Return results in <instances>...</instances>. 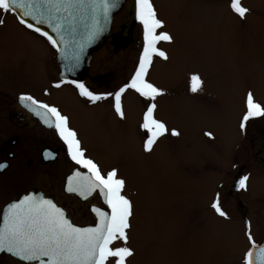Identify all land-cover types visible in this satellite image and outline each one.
<instances>
[{
    "label": "rangeland",
    "instance_id": "obj_1",
    "mask_svg": "<svg viewBox=\"0 0 264 264\" xmlns=\"http://www.w3.org/2000/svg\"><path fill=\"white\" fill-rule=\"evenodd\" d=\"M231 2L152 0L173 41L158 44L169 59L156 57L148 75L165 92L157 97L156 116L169 129L151 153L143 150L146 137L139 127L143 98L126 92V119L120 120L111 97L87 107L69 97L67 89H53L47 78L57 75V64L51 62L56 50L26 31L15 16L6 17L0 70L9 66L14 72L26 61L27 70L16 72L23 79L21 91L33 88L57 105L70 117L87 154L105 171L118 168L126 179V193L134 204L128 235L135 254L129 264H243L250 247L244 235L246 211L255 241L264 243V140L253 144L248 124L243 131L239 126L249 90L264 103V0H242L240 5L248 9L243 19ZM128 8L115 18L113 28L130 20ZM138 43L117 59L110 48L100 50L92 74L112 71L111 88L125 83L143 50V41ZM193 73L203 81L195 93L190 91ZM45 89L51 94L44 95ZM261 121L264 133V117ZM172 129L179 136H172ZM238 169L251 175L244 192L246 207L221 190ZM63 175L52 180L45 175L46 188L58 194ZM219 189L227 220L211 208ZM69 202L76 219L84 220L82 206Z\"/></svg>",
    "mask_w": 264,
    "mask_h": 264
},
{
    "label": "snow or ice",
    "instance_id": "obj_2",
    "mask_svg": "<svg viewBox=\"0 0 264 264\" xmlns=\"http://www.w3.org/2000/svg\"><path fill=\"white\" fill-rule=\"evenodd\" d=\"M134 3L136 19L143 25V50L130 79L115 91L96 93L82 82L66 80L62 73L52 87L60 89L64 84L73 85L79 96L92 104L111 97L120 120L126 119L122 96L129 90L138 94L146 102L139 125L146 137L143 150L151 153L157 141L169 133V129L156 116L157 97L165 92L149 80V68L153 64V57L165 61L169 59L167 52L158 44L161 41L171 43L173 37L164 30L165 22L158 18L152 0H134ZM119 6L120 0H0V26L4 25L8 15L15 16L18 24L43 37L63 59L69 43L66 33L75 29L77 21H88L84 25L86 40L78 45L82 52L87 43L94 41L105 30L112 11ZM231 8L242 19L248 12L240 5V0H232ZM79 60V54L74 55V62L65 64L64 72H72ZM189 79L191 92L201 90L203 81L199 74L193 73ZM50 94L48 89L44 90V95ZM18 99L44 126L55 131L66 149V155L77 166L68 177L65 190L84 199L97 193L107 210L91 206L96 223L81 227L71 221L65 209L58 206L54 199L26 190L0 209L3 213L0 218V253L10 254L17 264H129L135 254L129 246L128 235L132 227L134 204L126 193V179L120 175L118 168L105 171L94 158L86 155L70 117L57 105L31 94H20ZM258 117H264V103L258 102L249 90L244 97V111L239 125L241 131L250 120ZM170 134L179 136L180 133L172 129ZM205 135L213 138L210 132ZM42 156L45 160H54L56 153L45 149ZM7 167V163H0V171ZM247 181V175L238 178V189H246ZM211 208L218 216L229 219L219 193L213 199ZM244 235L250 247L244 253L243 264H264V245H258L255 241L249 221L245 222Z\"/></svg>",
    "mask_w": 264,
    "mask_h": 264
},
{
    "label": "flooded vegetation",
    "instance_id": "obj_3",
    "mask_svg": "<svg viewBox=\"0 0 264 264\" xmlns=\"http://www.w3.org/2000/svg\"><path fill=\"white\" fill-rule=\"evenodd\" d=\"M127 4L128 6L126 5V7H129L127 13L131 21L127 20L126 22L121 23L118 27L113 28L112 35H119V33H121L118 38L122 42L130 41L129 44L116 51L114 45L112 44L113 38H111L101 49L103 50L110 48L116 59L120 58L123 53L130 51V49L133 48L138 42L143 41V38H138L139 35L143 37V35H141V31L143 30H141L142 24L136 19L134 0H128ZM134 21L135 23L133 25ZM5 23H9L6 18ZM132 25L133 28H131ZM3 29L4 25L0 26V44L4 40V37H1V33L4 32ZM26 31L34 34L39 39H43L44 42L51 48V50H55L44 38L38 34L28 29H26ZM94 57L91 61L89 73L79 82L84 83L86 87L96 93L115 91L119 86L124 84L122 81L115 88H111L109 86V84L113 81L112 71L106 75L92 74L94 70ZM25 62H23L24 65L20 66L19 68H14V72L11 71V67L9 66L0 70V163H7L9 165V167L0 171V209H3L9 201L19 198L26 190H29L42 193L46 197L54 199L58 206L65 209L66 214L73 223L82 226H93L96 223V216L95 213L90 210L91 206H96L107 210L106 205L103 203L102 197L99 194L94 193L92 196L84 199L76 193H69L65 190L68 177L72 175L77 166L74 165V163L66 155V149L55 134V131L44 126L38 118L25 109L19 102L18 97L20 94H31L37 99L50 103L48 99L39 96L37 91H35L33 88H31V92L26 90L21 91L22 87H20V85L23 83V79L21 80L20 78L22 77L16 72L24 69L21 72L22 74L27 70ZM51 62H56L58 69L55 78H47V81L52 86L54 82L60 79L59 65L57 62V51L56 57L53 56ZM34 65L35 64H33L32 67ZM117 81L118 80H115L114 82L116 83ZM64 89L69 91V97L74 96L80 103H83L88 107L87 99L79 96L78 90L73 85L64 84L60 89L55 90L60 91ZM254 97L256 100L258 99L255 94ZM262 119L263 117H258L248 122L250 133L249 136L252 137L251 142H253V144L264 140V133L261 130L263 124L261 121ZM251 132L253 134H251ZM45 149L56 153V158L54 160H45L42 156V152ZM86 155H88L87 152ZM241 167L240 169H243ZM240 169H238V171L233 174V177L229 179V181L223 186V189H220L224 192H227L228 196L233 199L234 202H238L240 206L246 207L248 204L246 203L247 198L244 194L245 189H238L237 181L241 176L247 175L248 177H251V175L250 173L243 172V170L240 171ZM81 171H83V169H81ZM58 173H62L64 175L61 177V180L59 178L58 183L60 190H58V194H55L49 189L55 194L54 195L47 189L48 187L45 185L46 182L44 177L45 175L49 176L50 180H52L53 177ZM226 186H228V188H226ZM220 189L218 190V193L219 197L221 198L222 192ZM60 196H62V199ZM70 200H73L74 203L76 202L82 206L84 213L82 215V219L84 220L80 221L79 219H76L75 211L71 206L72 204L69 202ZM2 215L3 213L0 211V218H2ZM249 216L246 211V214L243 217V222L249 221ZM0 264H17V260L7 253H0Z\"/></svg>",
    "mask_w": 264,
    "mask_h": 264
},
{
    "label": "water",
    "instance_id": "obj_4",
    "mask_svg": "<svg viewBox=\"0 0 264 264\" xmlns=\"http://www.w3.org/2000/svg\"><path fill=\"white\" fill-rule=\"evenodd\" d=\"M126 2L127 0H120V6L112 11L109 18V22L105 27V30L94 41H92L91 43H87L82 52H80L78 45L86 40V29L84 25L88 21L87 20L77 21L75 29L70 30L69 32L66 33V39L69 41L67 45L66 56L65 58L62 59L60 57V54H58L60 76L63 73L64 78L66 80L79 81L87 75L93 54L99 51L102 48V46L105 44V42L110 38L114 18L121 13ZM41 27L49 32L51 31L45 25H41ZM120 34L121 33H119V35ZM119 35L118 34L113 35L112 44L114 45L116 51H118L125 45H128L130 42V41L122 42L118 38ZM61 47H65V46L61 45ZM76 54H79L80 56L78 65L74 68L72 72H64V65L73 63L74 62L73 56ZM81 227H89V226H81Z\"/></svg>",
    "mask_w": 264,
    "mask_h": 264
},
{
    "label": "bare ground",
    "instance_id": "obj_5",
    "mask_svg": "<svg viewBox=\"0 0 264 264\" xmlns=\"http://www.w3.org/2000/svg\"><path fill=\"white\" fill-rule=\"evenodd\" d=\"M154 63V62H153Z\"/></svg>",
    "mask_w": 264,
    "mask_h": 264
}]
</instances>
